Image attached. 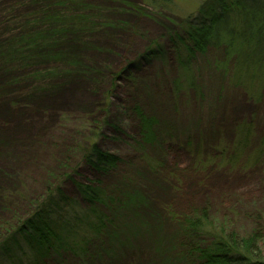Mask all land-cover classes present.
Returning <instances> with one entry per match:
<instances>
[{
    "label": "rangeland",
    "instance_id": "obj_1",
    "mask_svg": "<svg viewBox=\"0 0 264 264\" xmlns=\"http://www.w3.org/2000/svg\"><path fill=\"white\" fill-rule=\"evenodd\" d=\"M207 1L0 0V238L49 187L61 185L57 191L82 206L77 187L61 179L69 156L77 157L78 180L98 177L82 161L88 138L126 159L122 174L105 178L124 203L109 210L114 222L106 227L79 223L68 201L51 207L54 221L76 227L63 234L65 255L46 264H199L195 246L208 239L193 238L185 220L196 209H206L215 226L245 235L259 224L264 235V155L247 160L264 144V89L258 99L254 84L251 94L238 86L236 58L221 46L185 67L186 47L169 39L185 19L203 15ZM156 42L164 55L140 59ZM137 102L173 136L153 165L159 171L134 146ZM85 237L89 253L80 251Z\"/></svg>",
    "mask_w": 264,
    "mask_h": 264
},
{
    "label": "trees",
    "instance_id": "obj_2",
    "mask_svg": "<svg viewBox=\"0 0 264 264\" xmlns=\"http://www.w3.org/2000/svg\"><path fill=\"white\" fill-rule=\"evenodd\" d=\"M201 11L203 15L195 19L196 23H194L195 20L191 22L189 19H185L180 30L170 35L169 39L173 41L175 47L181 44L188 51L186 61L185 59L183 61L181 56H179V60L185 63V67L186 64L187 67H190V63L197 54L206 55L208 47L218 48L221 46L226 55L236 58V68L239 73L236 72L233 76L238 80V86L243 87L248 94H251L250 87L254 84L255 94L259 99L264 89V0H208ZM28 46H30L29 42ZM165 51L163 42H156L140 59L147 60L154 56H162ZM254 58L255 60H251ZM171 95L170 100L176 103L175 105L174 102L172 103V109L178 110L176 95L175 93ZM133 109L139 120V137L134 138L136 150H140L143 157L154 160L155 162H149L152 166L154 163L162 162L158 153L170 150L171 146L168 147V145H171L170 141L173 139L171 131L165 132L162 129L161 116L148 115L139 102L134 105ZM246 124L248 129L245 138H248L252 131V123ZM244 129L245 126L242 129L241 126L238 128V133L241 136ZM97 134L103 138L106 136L104 130H100ZM261 141L254 150V158L249 157L247 160H262L264 144ZM82 149V161L90 166L98 177L88 178L86 181L78 180L75 176L79 173L78 165H76L77 157L69 156L68 161L74 158L71 161V170L67 171L61 179L62 182L70 181L77 187L82 206L62 190L57 191L61 185L55 188L54 186L49 187L45 197L30 208L26 218L11 233L0 238V264H46V259L54 254L59 257L65 255L63 254L65 251L59 250L63 244L69 246L67 235L63 234L68 230V225L70 233L74 232L76 226L65 218L59 222L54 221V212L51 207L57 208L62 201L69 202L67 205L71 206L72 215L79 223L87 222L88 225L94 224L97 227L104 225L106 227L109 222H114L109 210H112L113 213V205H119L124 201L120 195L114 196L109 191L105 178H112L117 173L122 174V167L126 159L116 152L104 149L99 142H93L89 138ZM232 155L233 160L236 159V163H238L240 158L238 151L235 150ZM227 158L232 160L231 155ZM152 169L159 171L157 166H153ZM119 179V181H123V178L119 177ZM118 193L123 194L124 189L119 188ZM190 214L185 217V220L186 228L192 237L198 239L199 236H202L208 239L205 245L194 247L198 258H200L199 264H264V235L260 231L261 228L258 227L259 224L254 232L239 235L236 231H230L226 225L215 226L212 219L210 221L211 217L206 209L192 210ZM171 217L176 218V215L171 213ZM95 219L101 224L94 221ZM96 231L98 234L101 233ZM69 236L72 238L74 235L69 234ZM184 236H186L185 231L182 237ZM79 243L80 240L74 238L70 249L76 255ZM91 244V241L85 237L84 246L80 251L89 253ZM25 248L28 249V255L24 252ZM17 253L19 254L17 255Z\"/></svg>",
    "mask_w": 264,
    "mask_h": 264
}]
</instances>
